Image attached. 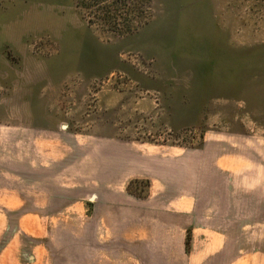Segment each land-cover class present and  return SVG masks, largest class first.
<instances>
[{
  "label": "rangeland",
  "instance_id": "374dc122",
  "mask_svg": "<svg viewBox=\"0 0 264 264\" xmlns=\"http://www.w3.org/2000/svg\"><path fill=\"white\" fill-rule=\"evenodd\" d=\"M0 52L15 122L191 148L206 130L264 135V0H0ZM197 223L213 231L198 249L263 264L264 220Z\"/></svg>",
  "mask_w": 264,
  "mask_h": 264
},
{
  "label": "crops",
  "instance_id": "0c3cea01",
  "mask_svg": "<svg viewBox=\"0 0 264 264\" xmlns=\"http://www.w3.org/2000/svg\"><path fill=\"white\" fill-rule=\"evenodd\" d=\"M10 59L0 52V74ZM202 138L191 148L0 117V264H237L229 244L198 249L213 231L197 221L264 220V135ZM135 180L145 196L128 191Z\"/></svg>",
  "mask_w": 264,
  "mask_h": 264
},
{
  "label": "trees",
  "instance_id": "16d2710c",
  "mask_svg": "<svg viewBox=\"0 0 264 264\" xmlns=\"http://www.w3.org/2000/svg\"><path fill=\"white\" fill-rule=\"evenodd\" d=\"M202 145V143L200 144V146ZM135 182H137V181H132V182H130L129 183V185H128V190H129V192H133L132 191V185H133V183H135ZM146 184H147V186L149 185V182L148 181H144ZM189 238L190 237H188V241H187V244H189Z\"/></svg>",
  "mask_w": 264,
  "mask_h": 264
}]
</instances>
